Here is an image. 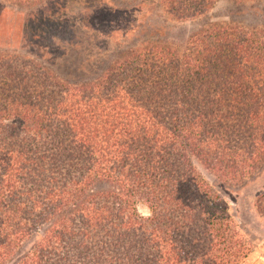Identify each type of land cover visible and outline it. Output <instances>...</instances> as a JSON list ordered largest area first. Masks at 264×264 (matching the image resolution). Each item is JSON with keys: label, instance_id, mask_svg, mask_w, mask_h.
I'll list each match as a JSON object with an SVG mask.
<instances>
[{"label": "trees", "instance_id": "16d2710c", "mask_svg": "<svg viewBox=\"0 0 264 264\" xmlns=\"http://www.w3.org/2000/svg\"><path fill=\"white\" fill-rule=\"evenodd\" d=\"M216 2L161 0L181 21ZM110 64L71 83L0 56V264H241L250 243L194 160L236 182L262 167L264 31L214 25Z\"/></svg>", "mask_w": 264, "mask_h": 264}, {"label": "rangeland", "instance_id": "374dc122", "mask_svg": "<svg viewBox=\"0 0 264 264\" xmlns=\"http://www.w3.org/2000/svg\"><path fill=\"white\" fill-rule=\"evenodd\" d=\"M214 25L264 31V0H217L205 15L184 21L170 19L161 0H0V56L30 58L57 79L79 83L106 71L130 48H180L188 36ZM194 164L250 243L241 264H264V218L254 206L264 191V163L241 182ZM137 206L147 213L143 203Z\"/></svg>", "mask_w": 264, "mask_h": 264}]
</instances>
